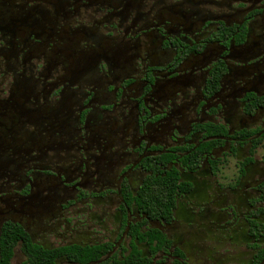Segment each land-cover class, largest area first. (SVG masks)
<instances>
[{
    "label": "flooded vegetation",
    "instance_id": "flooded-vegetation-1",
    "mask_svg": "<svg viewBox=\"0 0 264 264\" xmlns=\"http://www.w3.org/2000/svg\"><path fill=\"white\" fill-rule=\"evenodd\" d=\"M87 250L264 264V0H0V264Z\"/></svg>",
    "mask_w": 264,
    "mask_h": 264
},
{
    "label": "trees",
    "instance_id": "trees-1",
    "mask_svg": "<svg viewBox=\"0 0 264 264\" xmlns=\"http://www.w3.org/2000/svg\"><path fill=\"white\" fill-rule=\"evenodd\" d=\"M167 201L169 200L168 197H164ZM83 254L81 255V260H79L80 264H91L93 261H97L99 259V255L95 254L93 251H81ZM4 264H8V260L4 261ZM30 264H42V260L40 257L38 259H33ZM49 264H53V259L51 258Z\"/></svg>",
    "mask_w": 264,
    "mask_h": 264
}]
</instances>
